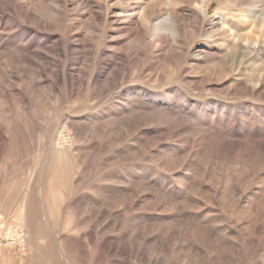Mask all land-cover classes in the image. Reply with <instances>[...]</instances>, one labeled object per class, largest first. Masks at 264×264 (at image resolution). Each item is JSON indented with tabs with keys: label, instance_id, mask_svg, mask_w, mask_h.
Here are the masks:
<instances>
[{
	"label": "rangeland",
	"instance_id": "rangeland-1",
	"mask_svg": "<svg viewBox=\"0 0 264 264\" xmlns=\"http://www.w3.org/2000/svg\"><path fill=\"white\" fill-rule=\"evenodd\" d=\"M235 3L0 0V264H264V0Z\"/></svg>",
	"mask_w": 264,
	"mask_h": 264
},
{
	"label": "bare ground",
	"instance_id": "bare-ground-1",
	"mask_svg": "<svg viewBox=\"0 0 264 264\" xmlns=\"http://www.w3.org/2000/svg\"><path fill=\"white\" fill-rule=\"evenodd\" d=\"M239 1V4H237V6L240 5V3H245L248 2L249 0H238ZM140 6V5H139ZM233 9L231 10L234 11L235 8L237 7L236 5H233ZM256 7L254 8H250V10H246V11H243L242 10V14H241V17H242V20L245 22V23H249V22H257V21H264V10H259L258 9V5H255ZM141 9V8H140ZM150 9V8H149ZM147 10V9H146ZM141 11V10H140ZM144 11V10H143ZM151 10H149L150 12ZM148 13V11L146 12ZM157 13V12H156ZM228 15V13H222V16H220V20L221 22H216V24H214V27L212 29V34L211 35H217L219 34L220 31L224 32V34H226V37L230 38V37H235V36H238L239 40L241 42H235V40L233 42H231V38L229 40V43L231 44L232 47H234L235 49H244L246 51H249V52H252V51H258L260 50L261 48L260 47H263L261 42L258 40V39H255V38H251L250 37V33L249 32H245V33H241L240 29L239 28H236V26L233 24L231 26V30L229 29H226L225 28V25H227L226 21H225V16ZM144 16V15H143ZM149 16V15H148ZM1 18V17H0ZM175 17H173L171 14L168 15V18L166 20L170 21L171 23V28L172 30L176 33V34H179L180 33V26L176 23ZM147 21V20H146ZM204 21V20H203ZM213 26V25H212ZM211 30V29H210ZM25 31L27 32H31V31H37V28L36 27H26L25 28ZM180 35V34H179ZM178 36V35H177ZM227 38V39H228ZM228 45V44H227ZM20 46V45H19ZM69 48H70V45L69 44H65L61 50V53L67 57V54L69 52ZM10 56V55H9ZM19 56L20 58H22L23 62L24 60L26 61L27 60V57L26 55L24 54V52H19ZM15 57V56H13ZM29 57V56H28ZM7 58V57H6ZM10 58V57H9ZM16 58V57H15ZM2 65L4 66V63H2ZM6 73V72H4ZM3 74V72H2ZM5 74H3L4 76ZM57 77L60 78V79H63L64 81H67L69 82L70 79L74 78L72 73H70L69 71V61H66V63L62 66L61 70L57 72ZM96 77V76H95ZM4 80V79H3ZM5 89V88H4ZM6 90V89H5ZM3 92V91H2ZM3 94V93H2ZM6 94V93H5ZM180 264H185V262L182 260V262Z\"/></svg>",
	"mask_w": 264,
	"mask_h": 264
}]
</instances>
